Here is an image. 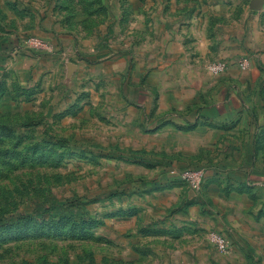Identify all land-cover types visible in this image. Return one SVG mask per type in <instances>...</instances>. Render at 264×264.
Returning <instances> with one entry per match:
<instances>
[{"label": "rangeland", "instance_id": "1", "mask_svg": "<svg viewBox=\"0 0 264 264\" xmlns=\"http://www.w3.org/2000/svg\"><path fill=\"white\" fill-rule=\"evenodd\" d=\"M253 1L0 0V264H264V219L255 218L264 201L210 192L209 225L178 234L174 213L152 214V204L169 197H154L145 180L182 184L172 171L204 167L162 146L158 97L133 106L111 65L84 71L80 43L73 55L55 43L72 31L91 37L84 51L101 44L126 53L141 44L135 27L143 15L153 24L166 17L208 24L216 40L248 24L264 35V5L253 11ZM29 37L51 50L26 48ZM250 57L236 60L241 71ZM218 62L229 69L226 60L208 63L213 77L224 74L208 71ZM212 232L226 236L227 254L211 245Z\"/></svg>", "mask_w": 264, "mask_h": 264}, {"label": "crops", "instance_id": "2", "mask_svg": "<svg viewBox=\"0 0 264 264\" xmlns=\"http://www.w3.org/2000/svg\"><path fill=\"white\" fill-rule=\"evenodd\" d=\"M145 16L135 27L141 30L136 32L141 44L136 49L128 45L126 53H120L117 45L101 44L98 49H87L86 44L84 51L82 42L91 37L82 40L72 31L59 35L55 43L71 49L69 55L80 43L86 56L80 66L84 71L111 65V77L125 84L123 96L133 106H146L152 96L158 97L154 111L159 121L165 120L157 133L162 146L173 145L182 159L199 161L206 170L201 195L191 193L183 182L160 185L163 181L157 178L144 182L153 186L149 193L155 192L154 197H169L165 203H153L150 211L165 218L174 213L178 234L187 225H209L212 214L205 203L211 200L210 192L219 193L222 201L239 196L251 203L264 201V47L257 49L255 43L264 45V35L248 24L216 40L208 24L170 17L153 24ZM235 33L238 36L233 38ZM245 54L251 55L249 68L241 71L235 62ZM93 56H102L100 65L92 62ZM219 60H226L229 69L213 77L206 65ZM256 217L264 219L262 206Z\"/></svg>", "mask_w": 264, "mask_h": 264}, {"label": "built area", "instance_id": "3", "mask_svg": "<svg viewBox=\"0 0 264 264\" xmlns=\"http://www.w3.org/2000/svg\"><path fill=\"white\" fill-rule=\"evenodd\" d=\"M26 48L36 51H49L51 46L47 41L37 37H29L24 41ZM240 67L243 71L247 70L249 67V62L247 59H243L240 62ZM228 66L225 62L213 63L208 66V71L213 75H219L227 70ZM172 175L178 176V178L186 183L190 189L194 191H200L206 176V170L198 169L192 170L184 173H177L172 171ZM211 245L220 253L227 254L230 251V245L227 238L219 232H212L209 236Z\"/></svg>", "mask_w": 264, "mask_h": 264}, {"label": "water", "instance_id": "4", "mask_svg": "<svg viewBox=\"0 0 264 264\" xmlns=\"http://www.w3.org/2000/svg\"><path fill=\"white\" fill-rule=\"evenodd\" d=\"M263 5H264V0H254L251 3V9L253 11H258L263 7Z\"/></svg>", "mask_w": 264, "mask_h": 264}, {"label": "trees", "instance_id": "5", "mask_svg": "<svg viewBox=\"0 0 264 264\" xmlns=\"http://www.w3.org/2000/svg\"><path fill=\"white\" fill-rule=\"evenodd\" d=\"M263 215V213H260V216H262Z\"/></svg>", "mask_w": 264, "mask_h": 264}]
</instances>
